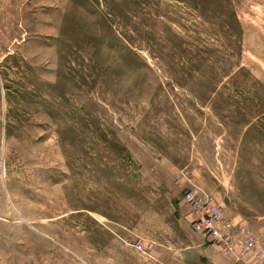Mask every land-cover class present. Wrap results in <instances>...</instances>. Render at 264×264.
<instances>
[{
    "label": "rangeland",
    "instance_id": "rangeland-1",
    "mask_svg": "<svg viewBox=\"0 0 264 264\" xmlns=\"http://www.w3.org/2000/svg\"><path fill=\"white\" fill-rule=\"evenodd\" d=\"M262 253L264 0H0V264Z\"/></svg>",
    "mask_w": 264,
    "mask_h": 264
},
{
    "label": "built area",
    "instance_id": "built-area-1",
    "mask_svg": "<svg viewBox=\"0 0 264 264\" xmlns=\"http://www.w3.org/2000/svg\"><path fill=\"white\" fill-rule=\"evenodd\" d=\"M183 197L190 203L191 209L196 215V218L192 223V228L197 235H201L207 244L217 242L220 243L223 248H226L229 253L233 252V244L236 239L228 229L220 227V209L218 207L211 206L201 197H197L193 192H187L183 195ZM244 241H242V251L236 253L235 255L237 261H246V259L254 253V251L252 252L250 248L252 247V244L245 241L246 244L248 243V245L245 246ZM258 260V264H264V253L260 254Z\"/></svg>",
    "mask_w": 264,
    "mask_h": 264
}]
</instances>
